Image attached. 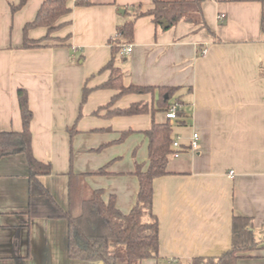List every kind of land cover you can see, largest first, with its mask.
<instances>
[{"label":"crops","instance_id":"crops-1","mask_svg":"<svg viewBox=\"0 0 264 264\" xmlns=\"http://www.w3.org/2000/svg\"><path fill=\"white\" fill-rule=\"evenodd\" d=\"M175 1V0H164ZM43 0H0V132L22 129L17 90L25 89L33 113V156L49 162L40 177L57 205L67 209L68 176L86 175L92 189L115 197L126 214L135 205L136 164L147 163L143 132L165 123L163 112L110 116L143 102L151 110L158 88L176 89L182 123L170 122L179 138L167 175L153 182L152 210L158 220V259L141 264H189L216 257L231 245L234 216L251 219L261 243L237 264H264V36L261 0H201L205 26L178 22L169 29L152 17L134 20L132 51L117 58L125 86L154 88L125 95L105 108L117 90L99 88L110 76V40L131 21L132 8L153 0H69L61 27L44 40L45 28L27 32L40 47L23 48V29ZM224 15L223 20L219 19ZM90 90L82 102V90ZM176 128V129H175ZM131 133L123 140L121 134ZM193 133L197 148L190 150ZM175 140V139H174ZM104 174H97L103 169ZM233 172L230 177L229 172ZM28 170L22 155L0 160V264H102L69 258L67 222L28 221Z\"/></svg>","mask_w":264,"mask_h":264},{"label":"trees","instance_id":"trees-1","mask_svg":"<svg viewBox=\"0 0 264 264\" xmlns=\"http://www.w3.org/2000/svg\"><path fill=\"white\" fill-rule=\"evenodd\" d=\"M27 0H18L11 4L12 13L22 8ZM69 0H43L35 18L25 24L23 29V48L40 47L41 41L30 40L27 32L34 28H45L47 35L44 40L51 39V35L61 25L58 20L66 15L70 9ZM77 5L86 4L77 0ZM260 27L264 36V0H261ZM133 19L118 27L115 36L110 40L111 58L101 69L110 72L109 79L99 88L117 90L109 104L111 107L119 98L138 94L153 93L154 88L125 86L122 74L116 66L117 58L121 56L122 48L133 40L134 20L141 17H152L157 25L162 19L168 28L184 21L194 25L205 22L201 10V0H153L152 7L143 11L141 6L132 8ZM166 29V30H167ZM158 99L151 110L143 102L131 104L125 109H115L108 113L110 116H134L146 114L152 116L155 112L169 111L172 105L180 107V103H169L176 89L158 88ZM90 90L83 87L82 102H85ZM17 102L21 117L22 129L19 132H0V160L5 157L22 155L28 170V205L26 215L28 221L34 218L64 220L67 222V251L72 260L80 262H101L102 264H141L143 260L158 259L159 229L158 220L152 210L153 182L155 179L167 175V163L174 154L184 149H174L172 143L173 126L167 120L165 123L152 122L151 127L143 132L147 140V163L136 164L134 175L138 181V193L135 205L124 214L115 204V197L109 195L103 200L102 189H92L86 182V175L68 176L67 209H61L52 198L48 190L40 181V177L51 174L49 162L37 160L32 153L30 124L33 113L29 108L28 94L25 89L17 90ZM183 112L176 110V123H182ZM131 131L121 134L120 140L125 139ZM104 168L97 174H104ZM253 233L251 219L234 216L231 222V245L223 254L216 257H194L189 264H237L241 254L253 251L260 245ZM19 264H22L19 260Z\"/></svg>","mask_w":264,"mask_h":264},{"label":"built area","instance_id":"built-area-1","mask_svg":"<svg viewBox=\"0 0 264 264\" xmlns=\"http://www.w3.org/2000/svg\"><path fill=\"white\" fill-rule=\"evenodd\" d=\"M225 18L224 15H220L219 16V19L223 20ZM132 51V45L131 44H128V45H125L123 48H122V51H121V54L123 56H127L130 52ZM180 107L177 106L176 104L172 105L171 108L169 109L168 112L165 113V118L166 120H168L169 122H175L176 121V110L179 109ZM197 140H198V134L196 133H193L192 136H191V141H190V144H189V148L190 150H194L197 148ZM172 147L174 149H180V144H179V138L177 137L173 143H172ZM180 153V152H179ZM179 153H176L174 154V156L178 155ZM230 177L233 176V172H229L228 174Z\"/></svg>","mask_w":264,"mask_h":264},{"label":"water","instance_id":"water-1","mask_svg":"<svg viewBox=\"0 0 264 264\" xmlns=\"http://www.w3.org/2000/svg\"><path fill=\"white\" fill-rule=\"evenodd\" d=\"M160 24L162 25L163 29H167V28H168V24L165 22L164 19H162V20L160 21Z\"/></svg>","mask_w":264,"mask_h":264},{"label":"rangeland","instance_id":"rangeland-1","mask_svg":"<svg viewBox=\"0 0 264 264\" xmlns=\"http://www.w3.org/2000/svg\"><path fill=\"white\" fill-rule=\"evenodd\" d=\"M176 129V128H175ZM174 139H176V138H174Z\"/></svg>","mask_w":264,"mask_h":264}]
</instances>
